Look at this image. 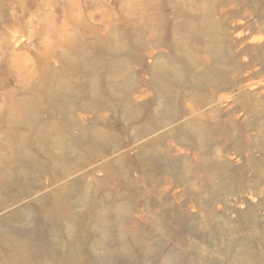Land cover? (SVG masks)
Returning a JSON list of instances; mask_svg holds the SVG:
<instances>
[{
    "label": "rangeland",
    "instance_id": "1",
    "mask_svg": "<svg viewBox=\"0 0 264 264\" xmlns=\"http://www.w3.org/2000/svg\"><path fill=\"white\" fill-rule=\"evenodd\" d=\"M232 10L237 14L229 17ZM208 18H216L233 56H240L242 49L241 59L264 56V44L261 50L249 45L263 35L258 29L264 21V0H0V220H9L8 231H32L33 224L23 226L13 219L19 210L35 208L36 201L65 186L78 195L83 186L89 195L110 196L136 208L132 219L138 225L122 241L82 242L81 226L66 235V249L61 239L51 238L60 256L66 252V264H166L169 256L170 264H264V124L215 155L180 144L177 128L186 120L176 115L170 125L143 134L160 117L154 101L162 105L165 79L154 74V64L186 58L190 72L198 62L210 60V31L195 29ZM182 41L183 50L178 45ZM217 48L223 51L225 44ZM118 62L125 67L124 82L112 75ZM154 77L158 79L152 83ZM57 82L64 88L51 94ZM193 83L189 77V93ZM244 85L255 96L252 115L264 117V65ZM115 87L129 92L117 98L108 94L106 105L92 98L96 90ZM171 93L176 111L196 106L190 96L183 101L179 85ZM219 95L223 99L213 105L224 111L231 93ZM126 104L142 113L130 117ZM20 108L36 120L22 115ZM38 125L53 133L50 140L41 139ZM93 128L105 138V154L79 149L84 131ZM215 139L220 147L226 144ZM109 143L118 149L110 152ZM145 143H152L155 151L143 154ZM153 154L157 157L149 160ZM162 155L182 163L178 174L154 169L151 163ZM117 159H123L128 174L120 172ZM18 185L37 193L21 197ZM71 211L76 216L85 209ZM177 214L188 217L183 225L175 220ZM126 242L158 250L160 257L121 254L117 250ZM106 249L116 253L110 256ZM42 250L36 261L48 258ZM3 254L0 248V264L7 263Z\"/></svg>",
    "mask_w": 264,
    "mask_h": 264
},
{
    "label": "bare ground",
    "instance_id": "2",
    "mask_svg": "<svg viewBox=\"0 0 264 264\" xmlns=\"http://www.w3.org/2000/svg\"><path fill=\"white\" fill-rule=\"evenodd\" d=\"M236 14L237 11L232 10L230 11L229 17ZM207 28L210 31L209 36L206 39L207 49L210 53V60L206 59L203 60V62H198L197 66L194 65V70L190 72H188V70L186 69L189 62L186 58H182L176 61H166L164 59H159L154 64V74L165 79L164 85L160 87L162 105L158 106L156 101H154L153 106H157L156 111L157 113H159L160 117L157 116L154 124L147 127L144 130L143 134H149L158 127L170 125L171 121L175 119L176 115L179 117V119L185 118L186 120L177 128V136L180 144L188 148L205 151L209 154L215 155L226 150L228 144L232 143L233 145V141L238 137L249 138L252 135V132H258L260 127L264 124L263 116L252 115L254 113V110L252 108V99L255 98V96L252 94H247L242 89L243 87H246V85L242 86V84L251 81L252 78L255 77V75L260 70V67L264 65V56L256 54V56L241 59V55H243L244 53L243 49L239 51L240 56H233L232 46L228 44L227 38L224 37L223 29H218L219 26L216 23V18H208L207 20H205L203 25L195 29H197V31L199 32L204 30V32L207 33ZM258 30L259 33L263 35L258 38H252L249 42V45L261 50L264 44V21L263 23H261ZM218 43L225 44V48L223 51L218 50ZM178 45L181 50L184 49L183 41L178 43ZM238 57H240V59ZM112 75L116 78L117 82H124V80L126 79L124 64L119 63L118 65H113ZM189 77L193 78L194 82L193 89L190 93L187 91V81ZM157 79V77H154L152 83L156 82ZM175 85H179L182 89L183 101L190 96L192 97V100L195 102L194 105L196 106L191 107L189 110L184 106H180V108L176 111L173 103V98H171V90ZM62 88H64L62 83L57 82L54 86L50 87V93L56 94V92H60ZM228 90L230 91L231 95L227 97L229 101L227 102L226 109L222 111L220 110V108L213 104L216 99H223V97L219 95L221 92ZM236 91H238V94L234 96L233 94ZM128 92L122 90L120 87H115V89L109 91L96 90L92 98L106 105L108 104V94L117 98L119 97V95ZM103 93H105L106 96H102ZM26 107L29 111H32L28 104H26ZM205 107L208 108L206 113L195 115L196 112L201 111L202 108ZM124 108L129 115H132L130 117H133V115L137 116L140 113V108H135L133 106H130L129 104H126ZM19 111L22 115L28 117L31 121L36 120L35 116L31 112H26L23 108H20ZM135 116L133 119L137 118ZM38 129L40 131L41 139L50 140L53 136V133L50 132L48 128L42 125H38ZM102 135L103 134L98 128L84 131L83 139L80 143H78L79 149H81V153L91 154L102 151V153L105 154V138H103ZM166 137H171V135L168 134L166 136H163L156 143V146L162 145V141ZM215 137L223 139L226 144L220 147L217 144L218 142L215 141ZM87 141L90 142V147H88ZM53 145L56 146L54 143ZM151 145L152 143L143 144L141 146L143 150L142 153H153L155 151V146L151 147ZM109 146L110 152L116 151L118 149L117 144L109 143ZM156 157L157 155L153 154L150 156L149 160H152ZM115 163L119 166L121 173L128 174L130 172L125 167L123 159H117ZM151 165L155 170L160 169L163 170L166 175L175 176L179 173V169L182 166V163L173 161L170 158L159 157L155 159L151 163ZM155 170L153 171L155 172ZM17 188L19 189L21 197L30 198L37 193L36 191L30 189L28 186L21 187L18 185ZM70 189L73 190L74 188H66L65 186L59 190L53 191L48 199L36 201L35 208L21 209L18 212L14 213L13 219L19 221L23 226H29L30 224H33L34 226L32 231H8L5 226L8 225L7 223L9 220H0V248H2V252L4 253L3 256L6 258L4 259L7 262L5 264H66V252L64 255L60 256L57 247L50 245L51 238L61 239L62 243L64 244V248L66 249V235H69L71 233L69 231L73 230V228L77 226L79 227V229L81 227L83 228L80 240L82 242H90L93 240V243H103L105 240H107L108 243V239L112 238H119L118 240L121 239L122 241L125 240L123 239L124 234L133 231L135 225H138V223H135L132 219L134 213L137 212V209L130 206L128 203L120 202L110 196L99 199L95 194L89 195L90 193L88 187L82 186L78 195L74 194V192L70 194ZM72 207H82L85 209V212L73 216L71 211ZM172 217L173 216H171V219ZM174 217L175 220L179 224L181 222L182 225L187 221L188 218L187 216H184L182 214H177ZM248 231L250 232V230ZM226 235L229 236V234ZM71 236L73 235L71 234ZM69 237L70 236H68V238ZM70 238L72 240H70L69 242H73L74 239L72 237ZM31 241L34 244H32ZM75 241L77 244L79 242L78 238L75 239ZM128 243L123 244L122 246L121 244H118V246L121 247L117 251L121 254L129 256H140L147 259L151 255L156 256V258L159 256L158 250L145 248L141 249L142 247L139 248V246H132L136 244L131 243L130 245ZM99 248H104V246ZM40 249H44L40 253L48 257L44 262L36 261V254ZM106 251L109 253V255L112 253H116L114 250L106 249ZM244 254H246V252H244ZM99 256L103 257V255L101 254ZM166 256L168 257L169 254H167ZM172 257L173 256H169L166 259L167 262L164 263H172ZM93 258L95 260V257ZM110 259L112 260V258ZM238 261L239 260H237V262ZM143 262L146 263V260H143ZM175 262L176 261H174V263ZM241 263H243L242 260Z\"/></svg>",
    "mask_w": 264,
    "mask_h": 264
}]
</instances>
